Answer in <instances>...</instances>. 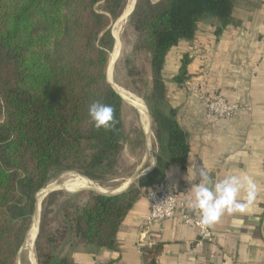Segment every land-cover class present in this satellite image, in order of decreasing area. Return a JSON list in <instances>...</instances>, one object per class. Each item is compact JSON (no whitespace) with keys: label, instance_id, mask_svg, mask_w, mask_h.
Masks as SVG:
<instances>
[{"label":"trees","instance_id":"16d2710c","mask_svg":"<svg viewBox=\"0 0 264 264\" xmlns=\"http://www.w3.org/2000/svg\"><path fill=\"white\" fill-rule=\"evenodd\" d=\"M127 1L0 0V264H29L21 249L35 197L58 175L114 179L124 138L123 101L105 70L115 43L111 28ZM238 1L137 0L128 21L136 34L133 53L145 55L150 73L146 105L156 129L155 167L120 194H48L34 243L36 264H75L73 252L115 249L118 228L134 203L164 183L170 166L185 169L189 146L166 103L165 58L194 38L201 21H210L216 35L238 25L232 15ZM187 65L184 57L178 84L186 80ZM94 101L114 107L111 130L90 123ZM160 250L144 248V264H156Z\"/></svg>","mask_w":264,"mask_h":264},{"label":"crops","instance_id":"0c3cea01","mask_svg":"<svg viewBox=\"0 0 264 264\" xmlns=\"http://www.w3.org/2000/svg\"><path fill=\"white\" fill-rule=\"evenodd\" d=\"M232 15L238 25L223 28L219 35L210 21L199 22L194 38L181 41L165 58L166 103L176 112L189 154L185 169L170 166L157 189L186 195L192 202L191 187L198 182L192 181L194 164L217 181L242 172L257 186L249 210L226 212L209 227L212 241L197 246L195 230L178 220L146 225L144 195L120 224L115 249L73 252L75 264H144L143 249L157 246L156 264H264V0H239ZM184 57L186 80L178 84ZM190 82L222 95L240 111L230 120L208 118L202 103L185 90Z\"/></svg>","mask_w":264,"mask_h":264},{"label":"rangeland","instance_id":"374dc122","mask_svg":"<svg viewBox=\"0 0 264 264\" xmlns=\"http://www.w3.org/2000/svg\"><path fill=\"white\" fill-rule=\"evenodd\" d=\"M116 22L112 25L111 28L112 34H113V30L115 31ZM115 37H116V41H115L114 51L111 57L112 59L109 64L110 68L108 67L105 70V77L106 78L109 77V79L113 80L115 83L125 88L134 97L138 98L144 105L147 122L150 130H151V122H152L151 133L152 131L154 133L153 159H154V164H156L157 156L159 155L158 145L155 137L156 129H155V124L152 121L151 117L149 118L150 114L146 105L147 98L150 94V88H151L148 63L144 54L133 53L136 34L128 19L122 25L120 29L119 37L117 33ZM113 64L115 65L114 70H112ZM129 69H132V72H130ZM122 119L124 124V138L122 141V151L115 169L114 179H111L104 183H97L91 181L90 179L84 177L83 175L77 172H64L58 175L49 184L56 183L58 185L60 182L63 181V178H65L66 175L71 174V175L82 176L95 184H100L101 186L102 185L106 187H112L117 185L119 186L124 182L129 181V179H131L139 171L146 168L150 164L151 160H149V158L146 155L145 136L142 131V126L136 110L132 108L130 105H127L125 102H123ZM139 178L134 180L135 181V183H133L134 186L138 182ZM66 191L67 193H69L71 190L64 189V192ZM33 250H34V245H33ZM25 251L27 253V260L29 257L31 264H36V259L34 260L35 261L34 262L33 258L30 257L29 250L27 249ZM61 252L62 254H64L65 248H63Z\"/></svg>","mask_w":264,"mask_h":264},{"label":"clouds","instance_id":"9594fccd","mask_svg":"<svg viewBox=\"0 0 264 264\" xmlns=\"http://www.w3.org/2000/svg\"><path fill=\"white\" fill-rule=\"evenodd\" d=\"M114 113L112 105L100 101L92 102L88 108L89 121L95 129L111 130L115 125ZM190 168L192 181H198L191 187V207L199 214L201 228L206 229L218 223L226 212H247L255 200L257 186L246 173H229L217 181L202 166L194 164ZM242 193L245 194L243 199Z\"/></svg>","mask_w":264,"mask_h":264},{"label":"built area","instance_id":"2783aa9c","mask_svg":"<svg viewBox=\"0 0 264 264\" xmlns=\"http://www.w3.org/2000/svg\"><path fill=\"white\" fill-rule=\"evenodd\" d=\"M188 94L200 101L206 116L214 120H230L240 111L241 107L231 104L217 93L204 90L198 83L185 84ZM148 213L146 225L166 220H178L184 226L192 228L197 234L196 245L202 246L213 239L209 227L204 229L199 224V214L191 207L189 197L168 190L152 189L146 194Z\"/></svg>","mask_w":264,"mask_h":264},{"label":"bare ground","instance_id":"6f19581e","mask_svg":"<svg viewBox=\"0 0 264 264\" xmlns=\"http://www.w3.org/2000/svg\"><path fill=\"white\" fill-rule=\"evenodd\" d=\"M133 1L134 0H128L120 18L116 22V33H117L118 37L120 35V29H121L122 25L127 21L129 15L132 12V9H133V6H134L136 0L134 1L132 9L130 10ZM113 37H114V40L116 41V37L114 36V32H113ZM107 77H108V75H107ZM107 79L112 84L114 89L118 92V94L122 97L124 102L136 110L138 117H139V120H140V123H141V126H142L143 134L145 136L146 155L149 158V160H151V162L146 168L142 169L141 171H139L136 175H134L131 178V179L135 180V179L139 178L140 176H144V174L146 172L150 171L151 167L153 166V163H154V159H153V154H154L153 153V151H154L153 150V146H154L153 135H152L151 130L149 128V125L147 122V117H146V112H145L144 105L142 104V102L138 98L134 97L131 93H129L125 88H123L119 84L115 83L113 80L109 79V77ZM146 111H147V109H146ZM145 169H146V171H145ZM127 183H128V181H126L120 188L125 189V187L127 186ZM52 186L56 189L71 190L70 192H73V191H76L79 189H86V188L94 189V190L102 192V193L103 192L105 193V191H106V189H104L103 187L94 185L89 180L85 179L84 177H80L78 175H71V174L66 175V177L63 178V181L60 182L58 185L56 183H54ZM43 194H44V190H42V189L37 193L38 209L40 206V199L42 198ZM36 232H37V223L35 222L34 225H32V227L30 229L29 240L26 244V248L29 250L30 257L33 258V261L35 260L34 250H33V242H34L35 237H36Z\"/></svg>","mask_w":264,"mask_h":264},{"label":"water","instance_id":"95a60500","mask_svg":"<svg viewBox=\"0 0 264 264\" xmlns=\"http://www.w3.org/2000/svg\"><path fill=\"white\" fill-rule=\"evenodd\" d=\"M136 4V3H135ZM135 4H134V6H133V9H132V12H133V10H134V7H135ZM111 33H112V31H111ZM112 37H113V34H112ZM113 39H114V37H113ZM114 47H115V44H114ZM114 47H113V50H112V52L109 54V61H108V64H107V67H106V69L108 68V66H109V64H110V60H111V57H112V53H113V51H114ZM114 64H113V68H112V70H114ZM105 79H106V81L111 85V87L114 89V87L112 86V84L108 81V79L105 77ZM114 91L118 94V92L114 89ZM119 95V94H118ZM119 97L122 99V97L119 95ZM122 101L124 102V100L122 99ZM150 117V116H149ZM148 173V172H147ZM80 177H82V176H80ZM86 179V178H85ZM88 180V179H87ZM91 182V181H90ZM91 183H93V182H91ZM125 183V182H124ZM123 183V184H124ZM133 183H135V181L133 180V179H129V181H128V183H127V186L125 187V189H121L120 187L123 185V184H121V185H117V186H112V187H106V186H101L100 184H95V183H93L94 185H97V186H100V187H103L104 189H106V191H105V193L103 192H99V191H96V190H94V189H90V188H86V189H79V190H76V191H73V192H69V193H75V192H78V191H82V190H89V191H93V192H96V193H99V194H102V195H116V194H120V193H122V192H124V191H126V190H128L130 187H133L134 185H133ZM139 183V181L136 183V185ZM53 183L52 184H48V185H46L42 190H44V194L42 195V198L40 199V206H39V209H38V198H37V195H36V197H35V200H36V205H35V212H34V214H33V216H32V219H31V224H30V226H29V229H28V231H27V236H26V239H25V242H24V244H23V247H22V249H21V251H23V250H27V248H26V244H27V242H28V240H29V232H30V229H31V227H32V225H34V223L36 222L37 223V232H36V237H35V240H36V238H37V235H38V227H39V222H40V212H41V204H42V201L45 199V197L48 195V194H50V193H52V192H55V191H64V190H61V189H56V188H54L53 186ZM135 185V186H136ZM67 192V191H66ZM35 240H34V242H33V245H34V243H35ZM28 261H29V263H30V260H29V258H28ZM31 264V263H30Z\"/></svg>","mask_w":264,"mask_h":264}]
</instances>
